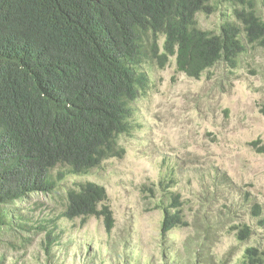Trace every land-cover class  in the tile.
I'll return each mask as SVG.
<instances>
[{
    "label": "trees",
    "instance_id": "16d2710c",
    "mask_svg": "<svg viewBox=\"0 0 264 264\" xmlns=\"http://www.w3.org/2000/svg\"><path fill=\"white\" fill-rule=\"evenodd\" d=\"M209 1L0 0V237L14 227L7 206L49 196L66 175L121 158L117 141L130 132L131 104L150 84L143 65L162 69L174 58L177 72L198 79L220 62L235 69L247 47H264V21L251 6L235 10V22H224L217 34L201 30L195 15L210 14ZM252 146L264 155V144ZM105 201L102 186L79 183L66 191L62 217L101 219L110 233L114 220ZM169 201L157 206L163 239L186 226L178 195ZM251 212L264 229L260 207ZM234 229L239 241L250 234L246 225ZM196 246V257L185 264H225ZM263 258L264 251L249 247L237 264Z\"/></svg>",
    "mask_w": 264,
    "mask_h": 264
},
{
    "label": "rangeland",
    "instance_id": "374dc122",
    "mask_svg": "<svg viewBox=\"0 0 264 264\" xmlns=\"http://www.w3.org/2000/svg\"><path fill=\"white\" fill-rule=\"evenodd\" d=\"M209 5L210 14L195 19L211 33L249 6L264 21L260 0ZM246 50L235 69L220 62L198 79L177 72L174 58L162 69L143 65L150 84L131 104L130 132L117 141L121 158L66 175L49 196L7 206L14 227L0 237V264H185L196 257L197 244L214 263L237 264L246 248L264 251V229L251 212L257 204L264 216V155L252 146L264 144V47ZM84 182L104 188L110 233L101 219L62 217L66 191ZM171 195H178L186 226L163 239L157 206L169 204ZM242 225L250 234L239 241L234 227ZM47 234L52 245L45 251ZM188 237L193 244L185 251Z\"/></svg>",
    "mask_w": 264,
    "mask_h": 264
}]
</instances>
